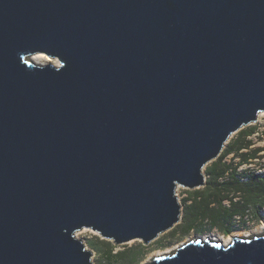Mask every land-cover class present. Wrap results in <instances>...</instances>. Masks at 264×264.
<instances>
[{
  "label": "water",
  "instance_id": "water-1",
  "mask_svg": "<svg viewBox=\"0 0 264 264\" xmlns=\"http://www.w3.org/2000/svg\"><path fill=\"white\" fill-rule=\"evenodd\" d=\"M260 113L264 0H0V264H91L82 229L153 242ZM149 264H264V232Z\"/></svg>",
  "mask_w": 264,
  "mask_h": 264
},
{
  "label": "trees",
  "instance_id": "trees-1",
  "mask_svg": "<svg viewBox=\"0 0 264 264\" xmlns=\"http://www.w3.org/2000/svg\"><path fill=\"white\" fill-rule=\"evenodd\" d=\"M254 132L255 127L239 130L226 143L218 158L205 166L206 183L204 190L202 192L195 190L192 193V203L185 207L182 220L170 230L172 233H178L179 231L188 233L199 227V225L208 222V220L212 228L217 227L221 231L226 229L227 232H230L232 230L230 225L232 216L237 213L244 214L249 209L250 201L247 199L246 189L252 186L254 182L262 186L261 207L264 206V177L250 176L247 180L241 181L240 177H236L235 172H229V170H236L237 168L233 162L234 158H239L237 165H240L264 150V148L252 147L253 143L248 140V136ZM230 154H233V157L227 162L225 158ZM223 177L226 178L223 179ZM231 193L233 195H230ZM230 196L232 198L238 197L239 201L233 202ZM190 199L188 198V200ZM227 199H230L231 204L229 207H223V201ZM213 205L217 208L214 209ZM95 239V242L90 245L99 252L103 264L132 263L137 255V252L131 249L114 252L110 242Z\"/></svg>",
  "mask_w": 264,
  "mask_h": 264
},
{
  "label": "rangeland",
  "instance_id": "rangeland-1",
  "mask_svg": "<svg viewBox=\"0 0 264 264\" xmlns=\"http://www.w3.org/2000/svg\"><path fill=\"white\" fill-rule=\"evenodd\" d=\"M56 61L57 62L54 64L52 62H49L44 65L53 64L55 66H58L59 61L58 60ZM248 127H254V126L252 124L245 128H248ZM263 136H264V129H263ZM252 143L255 145L254 147L264 148V142L262 138H258ZM228 161L229 159H227V162ZM203 174H204L205 183H206V176H205L204 170H203ZM204 187L205 185L195 190H198V192H202L204 190ZM195 190H189V189H186L180 186L176 188L175 195L181 206L182 215L185 210V207L192 203V196H193L192 193ZM188 198H191V199L188 200ZM224 206H228V205H223V207ZM213 208L216 209L217 206L213 205ZM241 220L239 222L238 221L234 222L235 229H232L230 232H227L226 229L221 231L217 227L212 228V225L210 224L208 220V222L204 223L203 225H199V227L195 228L194 230L188 233H181L180 231L178 233L177 232L172 233V231H167L159 235L157 239H155L153 242L147 245H144L141 241H131L124 245H115L111 241L102 239L96 232H93L89 229H82L80 231H77L75 232L74 236L85 245L88 251L91 252V264H103L99 256V252L90 245L92 242H95L96 240L95 238L110 242L114 248V252L123 251L127 249H131L134 252H137V255L134 258L133 262L132 263L129 262L128 264H149L153 258L157 257V256H154L155 254L164 253V252H166V254L172 253L173 251H175L177 247H179L183 243H186L189 240H194L199 237H203V238L209 237L211 239L212 238L220 239L222 241L224 239H228V237L232 234H236V235L245 234V235H248V237L250 238L263 234L264 231L261 229V227L264 226V214H262V222L260 224H251V225L245 226ZM233 237H238V236H233ZM233 237H231V239ZM239 238H245V237L242 236ZM161 255L164 256V254H161Z\"/></svg>",
  "mask_w": 264,
  "mask_h": 264
},
{
  "label": "built area",
  "instance_id": "built-area-1",
  "mask_svg": "<svg viewBox=\"0 0 264 264\" xmlns=\"http://www.w3.org/2000/svg\"><path fill=\"white\" fill-rule=\"evenodd\" d=\"M263 125H264V113H260L257 116L256 121L253 123V126L255 127V132L252 133L250 136H248V140L253 142L258 138H262L264 142ZM254 146L255 145L253 144L252 147ZM232 157L233 154H230L226 157V160ZM233 162L234 165L237 166V168L236 170H229V172H235L236 177L237 178L240 177L241 181L247 180L248 177L250 176L264 177V150L259 152L255 157L248 159L246 162L241 163L240 165H237L239 163V158H234ZM225 178L226 177H223V179ZM223 179L221 178V181ZM235 200H239V198L236 197Z\"/></svg>",
  "mask_w": 264,
  "mask_h": 264
},
{
  "label": "crops",
  "instance_id": "crops-1",
  "mask_svg": "<svg viewBox=\"0 0 264 264\" xmlns=\"http://www.w3.org/2000/svg\"><path fill=\"white\" fill-rule=\"evenodd\" d=\"M226 160V158H225ZM227 161V160H226ZM229 162V161H228ZM247 191V199L250 201L249 209L246 210L244 214L237 213L236 215H233L230 221V225L232 229H235L234 222L236 221H242V223L246 226L251 224H260L262 222V214H264V206L261 207V200L263 198V189L260 184L257 182H254L252 186H249ZM230 195H233L232 193ZM230 198H232L230 196ZM236 197L232 198L233 202H237L239 200H235ZM229 202V203H228ZM230 199L224 200L223 205H228L225 207L230 206Z\"/></svg>",
  "mask_w": 264,
  "mask_h": 264
},
{
  "label": "bare ground",
  "instance_id": "bare-ground-1",
  "mask_svg": "<svg viewBox=\"0 0 264 264\" xmlns=\"http://www.w3.org/2000/svg\"><path fill=\"white\" fill-rule=\"evenodd\" d=\"M31 61H33L35 64H40V65H44V64H46V63H49V62H52L53 64L54 63H56L57 61V59H51V58H49V57H47L46 55H44V54H36V55H33L32 57H31V59H30ZM261 229L264 231V226H262L261 227ZM233 236H238V238L239 237H242V236H244L245 238H250V237H248V235H236V234H232V235H230L229 237H228V239H224V240H220V239H214V238H209L211 241H213V242H222V244L224 245V246H226V245H228L229 244V242L231 241V237H233ZM234 238V237H233ZM197 239V238H196ZM195 240V239H194ZM161 254H166V252H164V253H157V254H155L154 256H160ZM162 256V255H161Z\"/></svg>",
  "mask_w": 264,
  "mask_h": 264
}]
</instances>
